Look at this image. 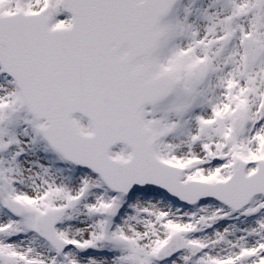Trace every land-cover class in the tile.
<instances>
[{"label": "snow or ice", "instance_id": "obj_1", "mask_svg": "<svg viewBox=\"0 0 264 264\" xmlns=\"http://www.w3.org/2000/svg\"><path fill=\"white\" fill-rule=\"evenodd\" d=\"M0 264H264V0H0Z\"/></svg>", "mask_w": 264, "mask_h": 264}]
</instances>
